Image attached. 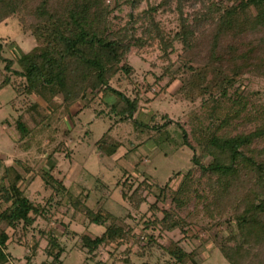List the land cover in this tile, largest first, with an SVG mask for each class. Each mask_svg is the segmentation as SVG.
I'll return each mask as SVG.
<instances>
[{"label":"trees","instance_id":"trees-1","mask_svg":"<svg viewBox=\"0 0 264 264\" xmlns=\"http://www.w3.org/2000/svg\"><path fill=\"white\" fill-rule=\"evenodd\" d=\"M124 7L130 9L126 17L121 15ZM162 12L177 15L175 31L169 32ZM17 15L25 26L21 42L27 49L19 46L20 55L8 58L0 42V91L12 85L17 99L24 100L23 114L14 123L19 146L30 148L38 132L61 131L69 137L74 128H82L81 113L89 111L111 120L109 130L97 142L101 156L112 157L123 146L110 136L116 124L131 122L139 133L149 134L150 125L137 117L142 84L136 85L132 97L112 82L120 75L133 79L129 62L133 52L156 45L161 60L167 62L158 82L170 78L162 90L179 81L181 93L190 101L202 102L200 116L205 118L196 117L191 133L179 125L185 145L201 153L193 157L196 166L183 175L177 187L146 177L133 188L127 178L124 184L131 185L122 195L136 211L148 202L147 195L155 196L151 210L161 209L163 215L147 221L145 228L180 230L185 239L194 234L191 222L200 211L207 219L205 228H217V247L229 264H264V103L241 91L244 81L264 79V0H0V23ZM177 43L181 52L179 67L174 68L178 66L172 64ZM98 99L104 106L92 110ZM172 122L151 129L162 134ZM60 143L72 159L71 146L64 140ZM55 153H50L51 160ZM206 155L211 157L208 163L203 161ZM56 168L52 162L50 168L41 169L45 187L53 191L48 205L53 206L56 196H67L89 225L105 226L102 234L86 230L80 235L81 252L86 255L82 264H105L97 257L103 248L131 243H145L142 247L147 248L155 242V235L147 238L144 231L138 234L125 223L130 213L122 217L105 206L91 208L89 195L82 199L71 193L65 179L56 175ZM21 169L25 174L33 171L21 159L10 163L0 159V264H9L13 257L9 231L22 229L27 234L38 217L46 218L49 213L21 188L26 180ZM159 203H171V208ZM192 205L193 211L181 214ZM39 233L47 241L48 257L40 264H64L67 247L55 228ZM21 246L27 251L31 242L26 240ZM160 247L171 257L169 264H198L195 250L187 251L181 241ZM37 248L35 244L34 254ZM130 251L125 264H160L150 260L152 253L135 263ZM27 258L28 264H36L31 255Z\"/></svg>","mask_w":264,"mask_h":264},{"label":"rangeland","instance_id":"rangeland-1","mask_svg":"<svg viewBox=\"0 0 264 264\" xmlns=\"http://www.w3.org/2000/svg\"><path fill=\"white\" fill-rule=\"evenodd\" d=\"M152 1L158 3L161 0ZM129 11L128 7H124L121 15L126 17ZM161 18L170 29L169 32L175 31L177 27L176 14L162 12ZM24 27V23L18 15L0 23V42L5 45L3 51L5 57L16 59L20 55L17 50L19 46L23 51L27 49L21 42ZM176 47L177 50L172 54V59L175 61L172 63L173 66L178 65L177 59L181 52V45L177 43ZM160 54L162 52L156 45L134 51L129 59L134 69L133 79L126 75H120L113 80L112 85L133 97L136 94V85L142 84L140 89L142 105L137 117L149 124L151 128L160 126L169 120L173 122L164 128L162 134L156 129L150 128V133L143 135L136 131L131 122L114 125L110 136L122 141L123 146L112 157L101 156L97 143L102 135L109 130L111 120L103 117L98 118L90 111L84 115V112L81 113L83 126L74 128L76 132L74 133L73 130V134L69 137H65L61 131L38 132L31 140L30 148L19 146L14 123L23 114L24 100L23 98L17 99V93L12 85L4 87L0 91V159L8 163L13 159H21L25 166L31 167L33 171L27 174L21 169L26 177L21 188L36 204L49 209L46 218L38 217L34 226L27 230V234H24L25 230L22 229L16 232L9 231L12 235L9 252L13 256L9 264H28V255H31L33 263L36 264L46 260L48 258L45 250L47 241L39 231L48 230L50 227L55 228L56 234L67 247L64 264H82L85 262L86 255L81 252L80 235L86 230L94 234H102L105 231V226L89 225L84 215L75 212L74 207L68 202L67 196H56L52 200L53 206L48 205L47 199L49 200L53 196V191L45 187L40 174L41 169L50 168L52 162H56L55 173L58 177L65 179L71 193L75 196L80 195L82 199H86L89 195L87 201L91 208L98 209L100 206H105L122 217H126L130 213L132 216L126 217L124 220L126 224L134 227L136 233L144 234L145 232L147 238L150 234L155 235V242H152L147 248L142 247L145 246V243L142 246L131 243L101 249L97 253V257L105 264H125L124 260L129 249L131 250L130 258L135 263L146 260L152 253L153 256L150 260L153 262L169 264L172 261L171 257L160 245L168 246L173 240L181 241L187 251L195 250L198 264H229L218 250V242L214 237L217 228L213 230L205 228L207 219L200 211L198 218L192 217L191 227L194 229V234L189 236V239H185V235L180 230L162 232L154 227L145 228L147 221L163 215L161 209L151 210V205L156 202L155 196L147 195L148 202L144 203L139 211H136L122 195L123 189L128 190L131 183L134 185L133 188H136L138 183L146 177H150L152 181L161 185L168 182L172 188L177 187L183 175L196 166L193 157L199 156L201 153L199 149L194 151L185 145V140L182 137L183 128L179 125L182 124L184 129L191 133L192 128L197 124L196 117L202 115L200 112L202 102L200 99L195 102L190 101L184 93H181L179 81L168 86L165 91L162 90V85L165 86L170 78H164L158 82L159 77L163 74V67L167 63L161 60ZM3 65L2 68H4ZM15 67L18 66L15 65ZM178 67L179 65L174 68ZM14 79L17 82L20 81L16 77ZM241 91L257 103H264V79L250 78L249 81H244ZM13 101H15L14 104ZM102 106H104L102 100L98 99L92 106V110L100 109ZM77 109L76 107L73 111L76 112ZM247 127L246 129L250 128ZM88 130H90V134L86 133ZM149 136L151 138H148ZM61 140L71 146L69 150L72 149V159L66 156L67 150L61 146ZM137 145L139 147H136ZM55 150V156L51 160L50 153ZM210 160L211 157L207 155L203 158L205 163ZM178 173H182V175ZM127 178L131 183L125 185L124 181ZM159 204L160 207L171 208V203ZM194 209L195 205H192L189 210L181 214L187 215ZM26 240L31 242L27 251L21 246ZM35 244H38V248L34 254ZM139 253H143V255L139 256ZM90 264L95 263L90 262Z\"/></svg>","mask_w":264,"mask_h":264}]
</instances>
